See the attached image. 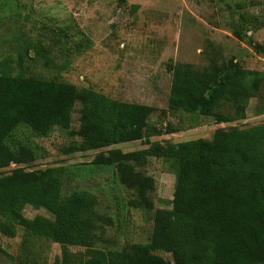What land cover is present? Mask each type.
<instances>
[{
	"label": "rangeland",
	"instance_id": "obj_1",
	"mask_svg": "<svg viewBox=\"0 0 264 264\" xmlns=\"http://www.w3.org/2000/svg\"><path fill=\"white\" fill-rule=\"evenodd\" d=\"M240 32V38L234 36ZM258 73L260 88L248 99L245 118L216 124L212 118L171 111L168 96L171 69L189 64L203 70L211 63ZM22 74L89 88L106 97L153 108L146 130L150 142L177 144L210 140L217 129L247 128L264 123V0H0V73ZM254 76L247 78L251 84ZM79 106L68 130L53 128L39 138L20 125L8 144L29 149L33 161L26 170L56 168L62 196L84 191L92 195V210L107 225L94 221L85 245L65 246L35 239L22 247L23 228L16 236L0 234V264H82L94 251H130L137 243L154 244L153 254L174 264L170 248L183 245L185 216L172 214L175 163L149 158L138 168L155 181L153 209L128 205L133 191L120 184L114 166L93 164L99 154L146 149L145 139L77 153L63 149L80 142ZM226 113L227 109H221ZM159 134H156V133ZM172 132V133H171ZM17 165L0 170V176ZM22 216L53 217L30 205Z\"/></svg>",
	"mask_w": 264,
	"mask_h": 264
},
{
	"label": "trees",
	"instance_id": "obj_2",
	"mask_svg": "<svg viewBox=\"0 0 264 264\" xmlns=\"http://www.w3.org/2000/svg\"><path fill=\"white\" fill-rule=\"evenodd\" d=\"M233 34L240 38V32ZM231 64L211 63L203 70L175 65L168 108L209 117L216 124L244 119L248 99L259 91L260 78ZM251 75L254 78L248 84ZM76 105L79 129L75 134L81 140L63 149L64 153L145 139L146 149L127 153L112 149L93 160L95 165L114 166L120 184L133 191L130 207L151 210L154 206L150 193L155 181L138 168L149 158L174 161L172 214L186 218L182 247L170 248L174 264H264V123L217 129L210 140L150 142L146 130L152 107L113 100L64 82L12 75L7 69L0 73V170L11 163L17 167L0 176V234L14 238L20 226L22 247L45 239L61 245L65 257V246H87V232L94 221L112 224L92 210L95 201L88 192L62 196L59 169L26 170L21 165L33 161L32 152L20 145L13 150L8 144L20 125L39 138L55 127L68 130ZM222 108L227 112L222 113ZM26 205L45 210L53 219L23 217ZM154 249V244L137 243L130 251H94L82 264H167L152 253Z\"/></svg>",
	"mask_w": 264,
	"mask_h": 264
}]
</instances>
